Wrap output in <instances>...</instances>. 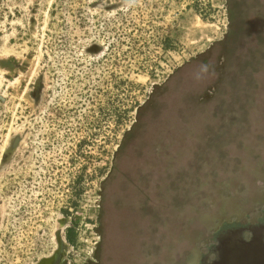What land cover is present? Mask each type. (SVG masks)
<instances>
[{"label":"rangeland","instance_id":"obj_1","mask_svg":"<svg viewBox=\"0 0 264 264\" xmlns=\"http://www.w3.org/2000/svg\"><path fill=\"white\" fill-rule=\"evenodd\" d=\"M227 7L0 0V264H200L264 220V22L226 45Z\"/></svg>","mask_w":264,"mask_h":264},{"label":"trees","instance_id":"obj_2","mask_svg":"<svg viewBox=\"0 0 264 264\" xmlns=\"http://www.w3.org/2000/svg\"><path fill=\"white\" fill-rule=\"evenodd\" d=\"M243 7H242V6ZM228 30L224 35V39L223 42L228 45L232 42H235V40H241L243 42H249L247 39L249 38V35L247 32V29H245L244 27V20H242L241 15L244 14H251L253 17H256V20L259 17H263V22H264V9L260 8V3L259 0H228ZM253 23L254 22H250L249 27H253ZM257 38V42L262 40V43L264 45V25H263V33L262 34H256L255 35ZM207 53V52H206ZM256 53V52H254ZM253 53V54H254ZM264 55V49H262L261 52ZM204 54H198L197 58L203 56ZM255 57V55H254ZM254 59V58H253ZM250 61L249 58L244 59L243 62H248ZM253 62V60H252ZM230 86H235V83L231 80L229 82ZM216 87V84L214 85ZM216 88H214L215 90ZM149 102H146V104L142 105L139 109H138V121L132 125L131 129L129 131H127V133L125 134V138L122 142V144L119 146V148L116 151V155L117 153L122 149V147H124L126 140V137L128 135H130L131 133H134L139 125L141 124V120H140V115H141V111L147 107Z\"/></svg>","mask_w":264,"mask_h":264},{"label":"water","instance_id":"obj_3","mask_svg":"<svg viewBox=\"0 0 264 264\" xmlns=\"http://www.w3.org/2000/svg\"><path fill=\"white\" fill-rule=\"evenodd\" d=\"M212 264H264V242L245 241L243 237L231 236Z\"/></svg>","mask_w":264,"mask_h":264},{"label":"flooded vegetation","instance_id":"obj_4","mask_svg":"<svg viewBox=\"0 0 264 264\" xmlns=\"http://www.w3.org/2000/svg\"><path fill=\"white\" fill-rule=\"evenodd\" d=\"M239 229H241L240 233ZM233 233L237 237H243L245 241L260 240L264 242V220L259 219L255 223H239L223 228L217 235L216 243L202 256L200 264H212L222 251L227 239L234 236Z\"/></svg>","mask_w":264,"mask_h":264}]
</instances>
